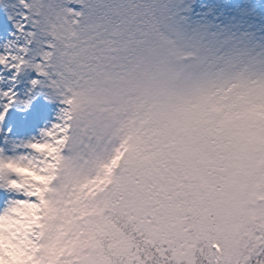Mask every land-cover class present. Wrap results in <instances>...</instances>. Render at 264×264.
<instances>
[{
  "label": "snow or ice",
  "instance_id": "obj_1",
  "mask_svg": "<svg viewBox=\"0 0 264 264\" xmlns=\"http://www.w3.org/2000/svg\"><path fill=\"white\" fill-rule=\"evenodd\" d=\"M0 181L33 264H264V5L0 0Z\"/></svg>",
  "mask_w": 264,
  "mask_h": 264
},
{
  "label": "clouds",
  "instance_id": "obj_2",
  "mask_svg": "<svg viewBox=\"0 0 264 264\" xmlns=\"http://www.w3.org/2000/svg\"><path fill=\"white\" fill-rule=\"evenodd\" d=\"M39 211L37 207H28L22 210V214H13L19 215V221L0 219V264H33L32 249L24 232L38 222Z\"/></svg>",
  "mask_w": 264,
  "mask_h": 264
},
{
  "label": "trees",
  "instance_id": "obj_3",
  "mask_svg": "<svg viewBox=\"0 0 264 264\" xmlns=\"http://www.w3.org/2000/svg\"><path fill=\"white\" fill-rule=\"evenodd\" d=\"M253 3L259 8L261 5H264V0H253ZM259 18V14H257Z\"/></svg>",
  "mask_w": 264,
  "mask_h": 264
}]
</instances>
